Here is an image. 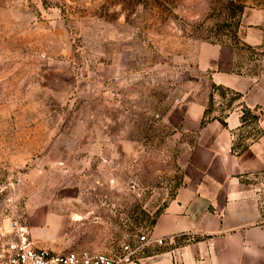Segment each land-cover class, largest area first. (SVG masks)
I'll use <instances>...</instances> for the list:
<instances>
[{
  "label": "rangeland",
  "instance_id": "1",
  "mask_svg": "<svg viewBox=\"0 0 264 264\" xmlns=\"http://www.w3.org/2000/svg\"><path fill=\"white\" fill-rule=\"evenodd\" d=\"M261 17L264 0H0V245L19 222L51 254L124 255L185 181L181 116L240 98L213 82L226 50L264 69L244 40Z\"/></svg>",
  "mask_w": 264,
  "mask_h": 264
},
{
  "label": "crops",
  "instance_id": "2",
  "mask_svg": "<svg viewBox=\"0 0 264 264\" xmlns=\"http://www.w3.org/2000/svg\"><path fill=\"white\" fill-rule=\"evenodd\" d=\"M259 20L246 29L248 44L264 43V17ZM223 58L213 82L240 98L227 115L205 122L203 110L181 116L182 129L194 133L185 181L148 228L164 242L123 264H264V69L235 72L234 49ZM245 106L258 114L252 122L243 119ZM49 217L56 230L57 216Z\"/></svg>",
  "mask_w": 264,
  "mask_h": 264
},
{
  "label": "built area",
  "instance_id": "3",
  "mask_svg": "<svg viewBox=\"0 0 264 264\" xmlns=\"http://www.w3.org/2000/svg\"><path fill=\"white\" fill-rule=\"evenodd\" d=\"M13 226L14 240L0 245V264H123L136 260L153 242H164L163 238L152 239L147 229L133 243L126 244L125 254L117 258L108 252L88 250L51 254L46 249L35 247L28 231L19 222H14Z\"/></svg>",
  "mask_w": 264,
  "mask_h": 264
},
{
  "label": "trees",
  "instance_id": "4",
  "mask_svg": "<svg viewBox=\"0 0 264 264\" xmlns=\"http://www.w3.org/2000/svg\"><path fill=\"white\" fill-rule=\"evenodd\" d=\"M247 110H249V108H247ZM250 111V110H249ZM255 116V118H257V115H254Z\"/></svg>",
  "mask_w": 264,
  "mask_h": 264
}]
</instances>
